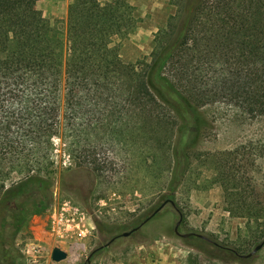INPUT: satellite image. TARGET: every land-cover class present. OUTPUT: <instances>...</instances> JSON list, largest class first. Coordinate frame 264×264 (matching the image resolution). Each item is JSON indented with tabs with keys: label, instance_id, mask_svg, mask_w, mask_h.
Wrapping results in <instances>:
<instances>
[{
	"label": "trees",
	"instance_id": "16d2710c",
	"mask_svg": "<svg viewBox=\"0 0 264 264\" xmlns=\"http://www.w3.org/2000/svg\"><path fill=\"white\" fill-rule=\"evenodd\" d=\"M38 1L0 0L3 255H9L27 218L47 212L54 202L56 136L75 161L63 179H73L90 194L108 167L93 131L127 133L137 147L162 149L168 172L162 197L175 202L184 220L176 195L201 134L199 108L223 100L264 117V0H170L176 12L156 33L150 57L136 62H126L116 43L136 27L129 0H72L66 48ZM69 118L75 140L68 145ZM84 135H89L86 143ZM233 153L207 154L226 209L247 219L251 248L264 240V185L251 183L237 162L231 164ZM122 227L101 228L111 240ZM191 236L203 251L205 244L234 255L240 251L214 238Z\"/></svg>",
	"mask_w": 264,
	"mask_h": 264
},
{
	"label": "rangeland",
	"instance_id": "374dc122",
	"mask_svg": "<svg viewBox=\"0 0 264 264\" xmlns=\"http://www.w3.org/2000/svg\"><path fill=\"white\" fill-rule=\"evenodd\" d=\"M72 0H39L38 8L50 26L55 27L66 48V22L68 6ZM114 0H100L101 3ZM133 7L136 27L116 43L126 62L148 59L154 48L156 33L176 12L170 0H129ZM64 93V90H63ZM64 113L67 109L64 108ZM70 115V110H68ZM202 117L201 134L193 146L194 159L190 170L180 185L176 199L185 212L179 225L181 233L196 231L239 253H248L251 233L247 219L232 215L226 209L223 188L214 180L213 159L207 153L234 150L231 164L237 162L241 172L249 181L264 185V117H253L239 105L219 100L199 108ZM66 142L73 143L72 122L67 121ZM97 135V136H96ZM92 140L100 144V155L108 161V167L98 178L93 192L86 187L79 188L73 179L64 178L75 161L65 149L62 138H53L55 166L51 172L54 179V200L67 197L77 203L94 220V228L84 242L86 249L75 261L54 262L48 258L39 264H85L88 254L110 241L101 228L103 225L120 226L119 234L142 223L145 212L160 206L162 194L168 179L167 164L162 149L140 148L134 145L129 134L111 135L92 132ZM89 141V135L82 142ZM69 177V176H68ZM48 212V211H47ZM47 212L27 218L12 240L9 255L5 257L0 249V264H31L26 260L22 248L36 241L47 220ZM151 215V214H150ZM179 212L170 202L156 212L139 229L130 235H119L91 258L90 264H264V246L251 257H241L233 252H220L213 245L205 244L203 251L194 236L184 237L175 231ZM47 249L51 243L45 244ZM80 252V251H79Z\"/></svg>",
	"mask_w": 264,
	"mask_h": 264
},
{
	"label": "built area",
	"instance_id": "2783aa9c",
	"mask_svg": "<svg viewBox=\"0 0 264 264\" xmlns=\"http://www.w3.org/2000/svg\"><path fill=\"white\" fill-rule=\"evenodd\" d=\"M48 231L58 245L67 248L68 255L76 249L77 254L86 249L85 238L94 228V220L77 203L67 197H57L48 210ZM78 250L80 252H78ZM22 252L31 264H39L48 258L52 261V249H47L44 241L37 239L27 243ZM74 256V255H73Z\"/></svg>",
	"mask_w": 264,
	"mask_h": 264
},
{
	"label": "water",
	"instance_id": "95a60500",
	"mask_svg": "<svg viewBox=\"0 0 264 264\" xmlns=\"http://www.w3.org/2000/svg\"><path fill=\"white\" fill-rule=\"evenodd\" d=\"M168 202H170L173 206L176 207V204L173 200L171 201H164L160 206H158V208L155 210V212L153 214H151L148 218H146L144 221H142L141 224H139L138 226H136L135 228L131 229V230H127V231H124L121 233V235H124V236H127V235H130L132 232H134L135 230L139 229L147 220H149L156 212L160 211ZM178 210V209H177ZM179 212V220L176 222V225H175V231L184 236V237H188V236H191V235H196V236H199V237H202V238H205L207 240H210V238L203 234V233H200V232H196V231H188V232H184V233H181L179 231V225L181 224V221H182V214L180 211ZM115 238H112L110 241L106 242L105 244L101 245V247L103 246H107L109 245ZM264 246V240L262 242H260L259 244H257L250 252L248 253H239V252H236L239 256L241 257H251L252 255H254L259 249H261L262 247ZM97 248L93 249L87 256L86 258V262L85 264H90L91 263V258H92V255L94 254V252L96 251ZM51 257H52V260L54 262H60L62 260H65L67 257H68V252L64 249H62L60 246H54L53 249H52V254H51Z\"/></svg>",
	"mask_w": 264,
	"mask_h": 264
},
{
	"label": "crops",
	"instance_id": "0c3cea01",
	"mask_svg": "<svg viewBox=\"0 0 264 264\" xmlns=\"http://www.w3.org/2000/svg\"><path fill=\"white\" fill-rule=\"evenodd\" d=\"M48 219H49V215H48V212H47V220H46V224H45V227L43 228V232L41 233V234H37V236H36V238L37 239H39V240H42V241H44V243L45 244H47L48 242H50L51 243V249H53V247L54 246H60L62 249H64V250H66L67 251V248L65 247V246H63V245H58L57 243H56V241L55 240H53V238H52V236L50 235V233H49V231H48ZM83 245H85L86 247H87V245L84 243ZM78 252H79V250H78ZM74 255V256H73ZM79 255H81V253L79 254ZM79 255L77 254V250L75 249L74 251H73V253L72 254H70V256H73V257H75V261L77 260V258L79 257ZM69 256V255H68ZM67 259V258H66ZM62 260V261H60V262H69V260Z\"/></svg>",
	"mask_w": 264,
	"mask_h": 264
}]
</instances>
